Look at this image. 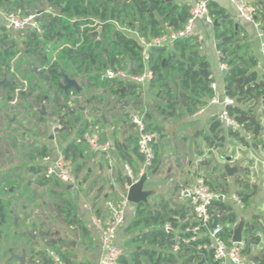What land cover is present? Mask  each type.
Listing matches in <instances>:
<instances>
[{
  "label": "trees",
  "instance_id": "obj_1",
  "mask_svg": "<svg viewBox=\"0 0 264 264\" xmlns=\"http://www.w3.org/2000/svg\"><path fill=\"white\" fill-rule=\"evenodd\" d=\"M39 0H0V9L4 13H12L13 9H19L21 14H26L25 8L29 7L32 2ZM50 9L58 10V14L49 16L48 22L41 25L42 36L33 32H28L26 36L19 41L9 38L0 27V89L10 94L18 92L22 98L31 97L35 91L36 83H45L54 87L57 95L66 100L69 95H77L75 88L63 90L60 83L63 75L77 79L81 77L86 80L88 90L110 88L112 96L119 100L131 97L139 99L140 90L135 84H125L123 82H101L99 73L106 68L129 69L133 74H140L143 70L141 63V46L136 38L115 29L116 24L126 26L131 32H136L140 37L146 40L158 37L168 30H178L186 22L189 16V6L180 5L177 0H44ZM256 3V21L261 23V30L264 31V0ZM208 16L213 21H227L229 18L225 12L216 8L214 4L207 2ZM98 28L101 32L98 33ZM216 38L226 40L219 45V49L225 48V53L220 56L221 63L228 66V70L223 73V86L226 96L232 98L236 105L227 107L229 114L247 132L259 136V126L255 114L250 113L237 103L245 104L250 101H264V76L258 80L257 74L252 71L256 65L253 56L241 53V46L238 44V37L233 33L232 26L229 24L224 30L216 32ZM196 45L192 40H179L173 44V51L167 52L166 48L154 49L150 52L148 69L153 73L150 81L151 87L155 82L160 84V89L164 95L171 94V86L174 81H179L181 91L177 97H181L184 105L187 107L188 115H193L197 110L206 105L205 99L210 98L213 94L209 89L211 79L206 74L200 76L199 70H207L208 64L198 53L195 54ZM18 56L14 67L12 62ZM35 58L42 65L38 76L31 73L32 65L28 59ZM133 63V66H129ZM23 65L28 66L26 72H21V80L28 83V93L24 92L23 85L16 80L15 73ZM70 71L69 76L66 74ZM35 80V84L31 81ZM124 92H120L122 88ZM81 90V89H80ZM185 91V92H184ZM43 95L36 96V101L43 102ZM162 112V111H161ZM44 118L39 117L38 122ZM149 122V115H145L144 123L146 130L152 132L156 128L152 127ZM88 125L85 123L77 132L78 138L69 142L62 148V155L71 160H79V164L74 170L79 173L84 169V157L80 150L79 142H83L82 136ZM219 128V123L211 124V131ZM238 135V134H237ZM242 141L243 138H240ZM87 147V146H86ZM115 149L120 154L122 160H127V155L123 147L117 143ZM154 150V145H153ZM137 152V148H136ZM45 153L43 152L42 155ZM142 160V159H141ZM156 153L154 150L153 165L156 162ZM74 164V163H73ZM124 183V180H121ZM206 182V181H205ZM207 183V182H206ZM42 185L46 182H42ZM208 184V183H207ZM210 188L213 190V187ZM249 193L242 192L239 196L245 206L250 198ZM61 206H55V213H65L64 223L73 229L79 230L84 236L87 232L83 227L77 215L73 212L72 203L59 195ZM164 205L160 211L149 212L143 204L136 208L135 218L129 225V229L139 231L137 236L130 240L131 244H144L145 249L136 251L131 254L130 260L120 259L119 264H219L213 259V252H199L196 250L197 245L208 244V230H212L216 225L222 227V238L227 240L233 234L232 224L235 222V216L231 213L230 208L218 199L213 200L209 208V213L216 216L217 223L210 221L206 227H201V237L197 242L182 245L181 249L173 253L174 231L178 230V237L188 238L184 230L193 222V210L191 215L186 218L184 208L170 209ZM15 206L9 200L0 198V236L1 233L10 228H19L14 224L13 215ZM185 222H182L184 221ZM11 221V223H9ZM180 221L182 222L180 224ZM4 228V224H7ZM168 223L172 232H165L164 225ZM147 231H144V229ZM254 226L247 224L244 229V241L246 251L249 249L252 240V231ZM43 237H50L48 231H43ZM71 243L60 241L52 238L49 241V248L60 259L67 264H72L74 256L62 253L60 250L71 248ZM153 247V248H151ZM158 247L161 250L156 251ZM11 252L16 251L13 247ZM30 253L34 254L33 251ZM257 264H264V255L258 254L253 257ZM45 264L53 262L45 258Z\"/></svg>",
  "mask_w": 264,
  "mask_h": 264
},
{
  "label": "crops",
  "instance_id": "obj_2",
  "mask_svg": "<svg viewBox=\"0 0 264 264\" xmlns=\"http://www.w3.org/2000/svg\"><path fill=\"white\" fill-rule=\"evenodd\" d=\"M196 1L197 0H177L180 5L185 4L188 5L189 8ZM207 1L214 4L216 8L222 9L229 18L227 21L217 22L216 20L213 21L208 16L211 22H208L206 19H203L196 24V31L201 36L202 40L198 44L195 42V40H192L193 43L196 45L195 54L198 53L207 62V74L212 80L211 82L215 83L217 85V88L218 85H223L224 72L220 70L219 66L221 64L220 56L223 54L222 51L225 50V48L219 49V45L226 39H217L216 32L224 30L227 26H229V24L232 26L233 33L238 37V44L239 46H241V53L247 54L248 56H253L256 60V65L252 67V71L257 74L258 80H261L264 76V65L262 58L259 54L260 39L258 38V27L255 25L256 23L247 22L240 18V16L237 14L236 7L229 0ZM250 2L253 6H255L256 9V3H261L259 0H250ZM214 22H217L218 26H214ZM259 29H261V26L259 27ZM166 50L167 52L173 51V46L166 48ZM17 59L18 56L12 62V68L14 67L13 65L15 64ZM133 65V63H129V66ZM37 72H39L38 69ZM5 80L6 78H4L0 82H4ZM151 80H146L143 83L144 85H138L139 90L142 91V88L146 90L148 86L151 87ZM19 81V83L22 82L27 86L25 81ZM33 81L35 82V80ZM179 86L181 88L180 83ZM25 87L23 86V88ZM141 91L139 98H141L142 96ZM223 91L224 86L222 89V96L224 94ZM77 92L79 93V91ZM178 93L179 92L175 94L165 95L166 98L165 106H163L164 108H158L160 114L163 117L162 119L164 125L162 126L156 124L153 121L151 113L147 110V108H144V112L142 114L143 120L145 115H149V122L147 121V123L150 124L152 127L156 128L155 131H152V133L155 138L154 150L157 159L155 164H152L153 168L146 172L148 174V180L145 184V190L148 191L150 190V186H154L153 180L157 178L160 172V168L164 164L162 162L163 158H157V149H159L160 147H162V145L165 144L167 149L171 147V142L167 143V139L169 137V127L174 126L176 127V130L177 128L179 129L176 131L175 135L177 137V134H179L178 137L180 139H186V135L193 131V133L191 134H195V137H193L192 148L191 151L187 153V156H183L184 158L180 159L179 156L176 157L178 162L183 166V168H177V170H179V173L177 175L178 177L176 180L171 178L169 169V171H167L169 176H166L165 174L162 177L164 184L160 185L164 187V185L170 184L171 187L170 192H168L167 199H165L164 197L158 199L157 197L159 196L155 195L153 198V205L155 204V207L153 209H149L148 204L143 205L149 212L160 211L164 205H167V208L170 209H178L181 207L184 208L185 213L188 212V215L186 214L185 217L189 218V215H191L190 200L189 197L184 194V192L190 187L194 186V184H196L197 179L202 178L208 183V186H210L209 184H211V186L213 187V191L218 193L220 195V198L222 197L218 200L223 201L224 204L230 208L231 213L235 216V222L232 224V226H238L240 223H242L243 232L247 224H252L254 226V230L252 231V236L254 240H252L251 245L245 254L251 260H253L254 256L260 253L264 255V101H250L246 102L245 104L239 103V105L237 103V106H240L242 107V109L255 114L260 130L259 136H255L252 134V132H247L244 129L242 132L237 133L238 135L235 134L234 136H229L226 134L220 124L219 128H217L214 133L211 131V124L216 121L218 122V120L216 119V115L221 110L220 105H208L207 102L209 98H207L205 99L206 105L202 107V112H200V108L193 115H188L187 107L184 105L182 98L177 97L179 96ZM161 94L162 92H157L156 97H160ZM144 95H146V93H144ZM129 98L131 97L119 100V109L123 111L124 115H128L129 121L127 122L126 120L121 119L118 121L122 125L123 130H120L117 135L113 136L114 127L107 124L106 118L104 116L100 118L101 128H99L101 129L102 139L110 141L113 144L110 159L107 160L104 156L93 153L96 156L101 157L104 161H106L105 166L99 164V171L105 172L107 174V177L112 181L110 185H113L114 191L111 189V187L109 189L112 190L115 195L110 196V190L102 192L101 186V188L97 190V192H99L100 194L97 193L95 196H93V199H96V203H99V206L97 208L92 205V198L87 199L86 192L74 193L72 197L73 202L68 200L70 203H72V206L74 207V213L77 215V218L81 221L83 227L87 232V236L83 235L85 244L83 246L81 254L78 257H75V255L72 254V252L74 251V245H72V242H68L71 243V248H64L69 249V251H71L70 253H68V255L70 254L71 256H74V264L98 263L101 255L99 247V233L96 227L92 224V216L95 215L96 218L106 223L110 219L113 209L120 204V202L124 199L125 193L127 192L126 184H124L123 189H120L118 186L120 185V176L123 178L127 176L125 166H127L132 172V174L135 176H137L142 170L143 158L138 154V151L136 152L138 133L136 132V126L130 122V116H136L137 113L136 109L133 108L128 102L129 100L127 99ZM123 100H126L127 102L126 108L122 106ZM234 105H236V102ZM18 120L19 119L15 118L14 116L10 118L3 133L4 136H0V157H4L3 161L7 169L0 177V183L7 182V186L4 187L2 186V184H0V192L4 195H0V198L5 201L9 200L11 204L15 206L13 221L14 224L19 225V228H10L4 232L6 233V236L8 235L7 233H11L8 237L10 241L16 240V242L23 243V239L27 237L32 243H34V245L31 244V246L29 247L22 244V250H20L19 247L16 246L14 247V249L17 250H14V252H11L10 249L12 247H9L7 250V262L5 264H18L16 261H9V257L12 254L21 255L22 253H25L26 255L25 264H45V258L51 260L50 253L53 252L49 248V241L52 238L57 239L58 242L64 240L56 238L55 234L52 233L50 234L52 235L50 237H43L41 233L43 230L42 226L44 225V223L40 222V216L37 214L34 217V220L31 221V217L26 213L28 207L21 206V214L18 217L16 213V204L17 202L23 199V191H29L31 189L33 190L31 192V197L29 201L32 203H36V191H40L44 188L46 189L50 184V180H56L54 178L47 177L46 170L57 158V156L62 153V150H53L54 147L51 144L47 145L45 142H43V140L39 137L40 135L38 133L35 134V142H31L30 140H28V130L27 132L26 130H23V121L18 122ZM176 121L177 124L173 123ZM86 123L88 126H90L91 124L95 125V122L92 121ZM45 124L49 125L47 120L45 121ZM127 124L131 127V129L128 128ZM180 124H184L181 129L179 128ZM201 131H203V133L205 134L204 139L207 142L208 148L207 151H201L199 153V156L196 157L195 146L197 145V143H199V141H201L199 135ZM240 138H243V140L241 141ZM19 143H21V145L23 146L21 147ZM68 143H65V145H67ZM115 143L123 147L127 155V160H122L120 158V154L114 147ZM43 152L45 153L44 155H42ZM224 155L234 157V163L232 161L230 163V166H237V162L240 161V165L238 166V173L234 174V176L231 178L227 177L223 173V170L221 168V166L224 164V161L222 160V156ZM3 161L1 162L2 164ZM209 165H211V171L208 173L207 167ZM153 171H155V174L152 175ZM211 175L214 177V184L210 180H207V178ZM114 177H117V179L114 180ZM15 178L21 179L19 180V182L21 183H15L16 186H9V183H11L10 181ZM42 182H46V184L42 185ZM59 183L65 186L68 193H71L73 192V189H76V186L64 185L61 182ZM157 185L158 184H156V186ZM69 187L70 189H68ZM16 192L19 193L17 195H14ZM242 192L249 193L251 195L248 200L247 206H245L242 202L243 208H239L233 201H231L230 198L233 195L239 196ZM58 196L59 195L54 197L55 201H59ZM150 198H148L147 203H150ZM41 202L42 203L40 204L39 208L36 209L43 210V208L46 207L47 203L45 201ZM58 205L59 204H57L56 206ZM137 206L138 205L128 203L126 209L125 223L117 232L116 243L122 251L121 258L125 260H130L132 253L146 248L144 244L138 245L130 243V240L137 236V234L139 233V231L137 230L134 231L129 229V225L135 218ZM22 216H25L26 220L22 221ZM182 222H185V220ZM182 222L180 221V224ZM9 223H11V221H9ZM26 224L29 225L30 231L28 232L24 231L22 228L25 227ZM7 225L8 223L4 224V228H6ZM20 229L23 231L18 237L17 230ZM147 230L148 228L144 229V231ZM178 230L173 232L175 236H178ZM243 232L242 239L244 240ZM28 234L34 236L35 239L32 240L28 236ZM6 236H4V239ZM131 245L136 246L131 252L126 253L125 251ZM64 249H61L60 251H63ZM155 249L156 251L161 250L158 247H156ZM30 251H33L34 254L30 253ZM62 253L67 254V252Z\"/></svg>",
  "mask_w": 264,
  "mask_h": 264
},
{
  "label": "rangeland",
  "instance_id": "obj_3",
  "mask_svg": "<svg viewBox=\"0 0 264 264\" xmlns=\"http://www.w3.org/2000/svg\"><path fill=\"white\" fill-rule=\"evenodd\" d=\"M28 0H26L27 2ZM2 12V10L0 9ZM15 13H20L19 9H13L12 10ZM25 12L27 15H37V22L41 26L43 24H46L48 22L49 16L53 14H58V10L50 9L46 2L44 0H39L32 2L31 5L27 8H25ZM4 13V12H3ZM115 29L121 30L123 33L133 36L132 32L127 29L126 26H122L120 24L115 25ZM9 38L16 39L19 41L21 38H23V35L20 34H9ZM28 61L34 65V68H37L38 70H41L43 67L37 61L35 58L30 57ZM15 65V64H14ZM13 65V66H14ZM32 67V68H33ZM28 66L23 65L21 69L19 70V73H15L16 80L20 82L22 74L21 72H26L28 70ZM32 70V69H31ZM71 70L67 71V75L69 76ZM80 86V91L77 95L71 94L69 95L68 99L66 100L60 95H57V91L54 87H50L45 83H36L35 91L31 94V97L22 98L18 92L10 94L9 97H6V93L2 90H0V136H4V131L7 126L8 120L12 118L13 116L15 118H18V122H22L24 124L23 130H28V140L31 142H35V134L38 133L40 138L45 142L47 145L51 144L56 151H61L65 143H68L70 141H73L74 139L78 138L77 132L83 127V125L86 122L92 121L95 122V125L99 128H101L100 124V118L105 117L107 120V124L114 127L113 136L117 135L120 130H123L122 125L118 122L121 120L129 121L128 115H124L123 111L119 109V98L116 96H112L110 93V88L105 89H92L88 90L86 87V82L83 78L78 77L75 79ZM179 82V81H178ZM177 81H174L171 86V94H175L180 91V86ZM22 83V82H21ZM20 83V84H21ZM34 84L35 82L32 81ZM28 86V83H26ZM22 85L25 87L26 85L22 83ZM144 85V84H143ZM27 86L23 89L25 93H28ZM144 87V86H143ZM222 89L223 85L219 86L215 92L216 95L222 96ZM141 91V90H140ZM157 92H162L160 89V84L155 82L153 87H149L145 90L142 88V96L141 98L135 100L133 98H129L128 102L130 105L136 109V113L138 117H141V115L144 112V108L151 113V116L153 118V121L158 124L159 126L164 125L163 123V117L159 112L158 108H164L165 106V98L166 96L162 93L160 97L157 96ZM146 93V95H144ZM43 95L44 101L38 102L36 101V96ZM144 101V102H143ZM9 102V103H8ZM142 102V103H141ZM43 106L44 112H45V118L42 122H38L37 119L40 117L39 111L41 107ZM48 121L49 125L45 124V121ZM180 120V119H179ZM177 124L176 122H173ZM47 125V126H46ZM94 124L90 125L93 127H96ZM175 125V124H174ZM49 126V128H48ZM128 128L131 129V127L127 124ZM184 124H180L179 128L183 127ZM31 127V128H30ZM54 127H57L54 129ZM59 127V128H58ZM103 127V126H102ZM26 128V129H25ZM99 128V129H100ZM101 130V129H100ZM177 130H179L177 128ZM176 127L172 126L168 128L169 137L167 139V143L171 142V147L167 149L166 144L162 145L159 149H157L158 157L163 158L162 162L164 163L162 167L160 168L159 175L156 179L153 180V185L150 186V192H153V195L150 198V203L148 204V208L153 209L155 204L153 205L154 196L158 195L159 198L164 197L167 199L168 192H170L171 187L170 184L163 185L162 177L166 174V176H169L167 171L170 172V176L172 179L176 180L177 175L179 173V170L177 168H183L182 164H180L176 157L179 156L180 159L184 158L183 156H187V153L191 151L192 148V141L193 137H195V134L192 135L193 131L191 133H188L186 135V139H180L177 134V137L175 135L176 133ZM200 139L199 143L195 146L196 151V157L199 156V153L201 151H207L208 145L205 141L204 137L205 134L203 131L200 132ZM167 136V135H166ZM165 136V137H166ZM80 150L82 151V155L84 157V169L77 173L74 170V177H75V188L73 189V192L68 193L65 186L61 185L56 180H50L49 186L45 189H42L40 191H36L37 196V202L32 203L30 202L31 197V190L23 191L24 196L23 199L19 202H17L16 207V213L19 217L21 214V206H27L28 209L26 211L27 215L31 217V221L34 220V217L38 214L40 216V222H43L44 225L42 226V229L44 231H48L50 234H55V237L58 239H63L65 242H72L74 244V251L72 254L75 255V257H78L81 254V251L83 250V246L85 244L84 237L81 231L73 229L68 227L64 221L63 217L65 216V213H55L54 207L59 204L62 208H65L63 204L58 203L59 201H55L54 197L57 195L63 196L66 200H69L73 202L72 197L74 193L78 192H86L87 193V199L92 198V205L97 208L99 203H96V199H93V196H95L97 193V190L101 188L102 186V192L109 191L110 187L114 191L113 185L111 184V180L107 177V174L105 172L99 171V164L105 166L106 161H104L101 157L96 156L93 154L85 144L82 142H79ZM19 145L22 147L21 143ZM161 146V145H160ZM1 152V149H0ZM161 153V154H159ZM163 156V157H162ZM4 157H0V177L2 174L7 170L4 161ZM160 159V158H159ZM158 159V160H159ZM3 161V164L1 163ZM74 169L79 165L82 164L79 160H75L73 162ZM178 165V166H177ZM136 168V167H134ZM169 169V170H168ZM211 165L207 167V172L209 173L211 170ZM89 171V173H88ZM117 176V175H116ZM120 176V175H118ZM119 178V177H118ZM214 177L211 175L207 178V180L211 181L214 184ZM117 179V177H114V180ZM18 178H15L11 180L9 183V186H16V184H19ZM124 180V183L121 181ZM162 181V182H161ZM13 182V183H12ZM120 185L119 188L123 189L125 184V178L120 176L119 180ZM2 186H7V182L0 183ZM156 184H158L156 186ZM161 184V185H160ZM160 185V186H159ZM110 190L111 195L114 196L115 193ZM19 193V192H18ZM17 192L14 195L18 194ZM0 195L4 196L3 194ZM98 197V196H97ZM41 201H45L47 203L46 207L41 209L39 208ZM74 212V211H73ZM21 220H26L25 216H22ZM24 231L28 232L30 231L29 225L26 224L25 227H22ZM21 228V229H22ZM17 230L18 237L21 235L20 233L23 230ZM35 233V232H33ZM6 236L5 232L1 233L0 236V264H5L7 262V250L9 247H19L21 249V245L24 244L26 246H31L32 243L29 238H24L23 243L16 242V240L10 241L9 236L11 233H7ZM4 236L5 239H4ZM32 245V246H33ZM136 245H131L125 252L129 253L131 252ZM61 252H67L70 253L69 249H64Z\"/></svg>",
  "mask_w": 264,
  "mask_h": 264
},
{
  "label": "built area",
  "instance_id": "obj_4",
  "mask_svg": "<svg viewBox=\"0 0 264 264\" xmlns=\"http://www.w3.org/2000/svg\"><path fill=\"white\" fill-rule=\"evenodd\" d=\"M229 1L236 7L237 14L240 18L247 22L256 23L255 25L258 27V38L260 39L259 54L264 65V31L259 29L261 23L256 22L258 15L256 14L255 6L252 5L250 0ZM207 2V0H197L194 2L189 8V16L186 22L178 30H168L164 34L148 40L140 37L136 32H132L134 38L137 39L141 46V63L144 66L142 72L140 74H133L129 69L106 68L98 74L99 80L101 82H123L125 84H135L137 86L143 84L146 80H151L153 78V73L148 69L147 64L152 50L172 47L173 44L179 40H195L197 44L201 42L202 38L196 31V24L203 19L211 22L208 17ZM37 16L38 14L23 15L15 12L3 13L0 11L1 26L4 28V32L7 35L20 34L26 36L28 32H33L38 36H42L43 32L41 26L37 22ZM219 68L222 72L228 70V66L225 63H221ZM209 89L213 92V95L208 99L207 104L211 106H221V110L217 113L216 119L226 134L234 136L235 134L242 132V126L227 110V107L235 104L234 100L226 96L225 93L222 97L216 95L215 92L217 90V85L213 82L209 84ZM200 110V112L203 111L202 108ZM130 122L136 126V132L138 133L137 151L143 158V165L142 170L137 176L133 175L127 166H125V170L127 176L130 177L133 182H137L143 174L153 168V145L155 138L152 132L146 130L143 115L141 117H138L137 115L130 116ZM55 128L57 127H54V129ZM82 140L92 153L100 154L107 160L110 159L113 144L110 141L102 139L101 130L97 126H88L83 133ZM73 172L74 166L72 161L66 159L62 153H60L47 168L46 176L54 178L64 185L74 186L75 177ZM184 194L189 197L190 206L193 210L192 220L195 225L188 226L184 230V234L189 235L188 238L175 237L172 247L173 253L178 252L182 245L194 243L200 239L201 227H206L214 217L216 218L215 215L209 213L211 203L213 200L220 198V195L214 192L202 178L197 179L196 184L186 190ZM230 199L239 208H243L239 196L233 195ZM127 205L128 202L126 199H123L120 204L113 209L112 215L106 223L96 218L95 215L92 216V224L96 227L99 233V247L101 252L97 264H119L122 257V251L116 243V238L118 230L125 223ZM232 228L234 232L236 225H233ZM164 230L166 232H172L170 224H165ZM207 234L209 243L197 245V251L208 252L211 250L213 252L214 261L219 264H257L245 254L246 244L243 239L240 242H234L233 234L227 240L222 238L221 225H216L212 230H208ZM50 257L53 264H67L53 252L50 253Z\"/></svg>",
  "mask_w": 264,
  "mask_h": 264
},
{
  "label": "water",
  "instance_id": "obj_5",
  "mask_svg": "<svg viewBox=\"0 0 264 264\" xmlns=\"http://www.w3.org/2000/svg\"><path fill=\"white\" fill-rule=\"evenodd\" d=\"M171 1V0H168ZM214 26H218L217 22H214ZM98 33L101 32V28H98L97 30ZM225 50L222 51L224 53ZM32 73L35 75H38L37 68H32ZM199 73L201 77H204L207 74V70H199ZM2 82H0L1 84ZM60 87L63 90L75 88L77 91H80V86L77 83L76 80L70 79L66 76L63 75V80L60 83ZM126 88H122L120 92H124ZM122 106L127 107V102L126 100L122 101ZM39 111V114L41 117H45V112L43 106L41 107ZM234 157L229 156V155H224L222 156V160L224 161V164L221 166L223 173L227 177H233L234 174L238 173V166L240 165V161L237 162V166H230V163L233 161ZM155 174V171L152 172V175ZM148 180V174L145 173L143 174L140 179L137 182H133L132 179L128 176L125 177V184L127 187V192L124 195V199L130 204L133 205H140V204H147L148 198H150L153 195V192L145 190V184ZM70 189V187L68 188ZM222 198V197H221ZM220 198V199H221ZM214 223H217L218 220L214 217L213 218ZM242 232H243V224L240 223L236 228L234 229L233 232V241L234 242H240L242 240ZM28 236L34 240L35 237L28 234ZM72 245H74L72 243ZM9 261H16L18 264H25L26 263V255L25 253H22L21 255H15L12 254L9 257ZM74 264V262L72 263Z\"/></svg>",
  "mask_w": 264,
  "mask_h": 264
}]
</instances>
